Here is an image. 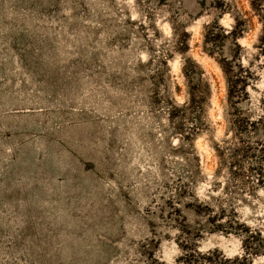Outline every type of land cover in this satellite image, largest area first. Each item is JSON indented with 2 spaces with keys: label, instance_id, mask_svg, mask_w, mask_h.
Segmentation results:
<instances>
[{
  "label": "rangeland",
  "instance_id": "374dc122",
  "mask_svg": "<svg viewBox=\"0 0 264 264\" xmlns=\"http://www.w3.org/2000/svg\"><path fill=\"white\" fill-rule=\"evenodd\" d=\"M259 166L264 0H0V264H264Z\"/></svg>",
  "mask_w": 264,
  "mask_h": 264
},
{
  "label": "trees",
  "instance_id": "16d2710c",
  "mask_svg": "<svg viewBox=\"0 0 264 264\" xmlns=\"http://www.w3.org/2000/svg\"><path fill=\"white\" fill-rule=\"evenodd\" d=\"M236 83V81H235ZM248 124V123H246ZM251 126H255L257 125L256 122H252L250 123ZM257 174H258V183H262L264 181V167H261L259 166L257 168ZM201 208H205V209H209L206 205H199ZM234 226H237V227H240L242 229H239L240 232H245V242H247V244L249 243H252L254 240L256 241L257 238L260 237L259 233H253L251 232V230H249L248 228H246L245 226H243L242 224H237L235 225V223L233 222H230L228 221L227 224L224 226V225H216L215 228L219 229V228H222V229H227V230H234V229H237L236 227ZM201 255H199L196 251H190L189 253L188 252H185L184 255L181 256L180 260L182 261V264H198L199 260L201 259Z\"/></svg>",
  "mask_w": 264,
  "mask_h": 264
}]
</instances>
